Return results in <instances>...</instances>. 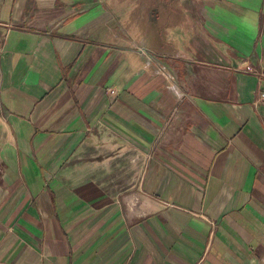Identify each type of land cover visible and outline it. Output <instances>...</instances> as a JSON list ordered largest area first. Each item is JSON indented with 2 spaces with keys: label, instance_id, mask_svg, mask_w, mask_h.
Masks as SVG:
<instances>
[{
  "label": "crops",
  "instance_id": "obj_1",
  "mask_svg": "<svg viewBox=\"0 0 264 264\" xmlns=\"http://www.w3.org/2000/svg\"><path fill=\"white\" fill-rule=\"evenodd\" d=\"M127 1L0 0V264H264V0Z\"/></svg>",
  "mask_w": 264,
  "mask_h": 264
},
{
  "label": "rangeland",
  "instance_id": "obj_2",
  "mask_svg": "<svg viewBox=\"0 0 264 264\" xmlns=\"http://www.w3.org/2000/svg\"><path fill=\"white\" fill-rule=\"evenodd\" d=\"M170 1V4L173 5V4H176V5H184L186 4L187 2H194V1H197V0H169ZM199 1V0H198ZM130 1L128 0L127 3L125 4V6L127 5H132L133 3H129ZM134 4L137 6V5H141L140 3H135ZM130 7V6H128ZM183 27H184V39L186 40H189V39H195L196 38V31H197V27L194 25V22H192L191 20V17L187 16L185 18H183ZM174 28V32H178L180 29L178 28Z\"/></svg>",
  "mask_w": 264,
  "mask_h": 264
},
{
  "label": "built area",
  "instance_id": "obj_3",
  "mask_svg": "<svg viewBox=\"0 0 264 264\" xmlns=\"http://www.w3.org/2000/svg\"><path fill=\"white\" fill-rule=\"evenodd\" d=\"M1 53H2V49H1V47H0V55H1ZM245 70H246V72H248V73H249V72H252V69H251L250 66H247ZM261 76L264 77V74H262ZM112 94H114V91H112ZM262 99L264 100V94L262 95Z\"/></svg>",
  "mask_w": 264,
  "mask_h": 264
}]
</instances>
